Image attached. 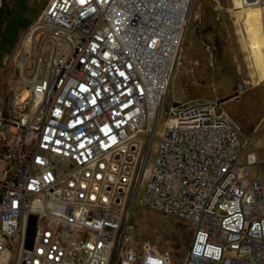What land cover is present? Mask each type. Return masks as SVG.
<instances>
[{"label": "built area", "instance_id": "obj_1", "mask_svg": "<svg viewBox=\"0 0 264 264\" xmlns=\"http://www.w3.org/2000/svg\"><path fill=\"white\" fill-rule=\"evenodd\" d=\"M196 1L50 0L19 37L0 95V264H174L136 243L140 189L192 228L183 264H264L254 138L218 100L164 118Z\"/></svg>", "mask_w": 264, "mask_h": 264}, {"label": "rangeland", "instance_id": "obj_2", "mask_svg": "<svg viewBox=\"0 0 264 264\" xmlns=\"http://www.w3.org/2000/svg\"><path fill=\"white\" fill-rule=\"evenodd\" d=\"M239 1H196L171 81L164 118L178 100H218L243 132L254 138L264 174V42L259 31L262 22H252L243 12L237 11ZM49 2L0 0V34L7 36L8 43L0 58V95L11 72V57L19 37L43 15ZM208 44H211L210 51ZM241 82L246 83L247 89L239 94V98L231 100L239 93ZM162 128L161 122L159 130ZM138 173L142 179V162ZM142 193L140 189L129 211L130 227L137 245L149 241L161 250L169 249L174 254V264H183L193 236L192 228L183 220L144 206Z\"/></svg>", "mask_w": 264, "mask_h": 264}, {"label": "bare ground", "instance_id": "obj_3", "mask_svg": "<svg viewBox=\"0 0 264 264\" xmlns=\"http://www.w3.org/2000/svg\"><path fill=\"white\" fill-rule=\"evenodd\" d=\"M236 9L239 12H243L250 21L256 22V21H261L262 23L260 24V37L261 40L264 42V5L261 6H250L246 5L243 0H240L239 2L236 3ZM264 52V49H263ZM27 94L25 93L24 96Z\"/></svg>", "mask_w": 264, "mask_h": 264}, {"label": "water", "instance_id": "obj_4", "mask_svg": "<svg viewBox=\"0 0 264 264\" xmlns=\"http://www.w3.org/2000/svg\"><path fill=\"white\" fill-rule=\"evenodd\" d=\"M36 223V217L35 216H31V218H30V227H29V229H28V235H29V237H28V239H27V246L28 247H32L33 246V239H32V235H33V231H34V224Z\"/></svg>", "mask_w": 264, "mask_h": 264}, {"label": "flooded vegetation", "instance_id": "obj_5", "mask_svg": "<svg viewBox=\"0 0 264 264\" xmlns=\"http://www.w3.org/2000/svg\"><path fill=\"white\" fill-rule=\"evenodd\" d=\"M7 46H8L7 36L0 34V58H2V56L4 55L3 53L5 52V49L7 48ZM5 59L6 60L4 61V63L6 64V62L8 61V56H6ZM2 64H3V61H2ZM0 67H1V63H0Z\"/></svg>", "mask_w": 264, "mask_h": 264}, {"label": "crops", "instance_id": "obj_6", "mask_svg": "<svg viewBox=\"0 0 264 264\" xmlns=\"http://www.w3.org/2000/svg\"><path fill=\"white\" fill-rule=\"evenodd\" d=\"M235 13H236V12H235ZM237 17H238V15H237ZM238 20H239V18H238ZM239 23H240V22H239ZM242 34H243V33H242ZM243 38H244V41L246 42V40H245V37H244V36H243ZM246 43H247V42H246ZM257 81H259V80H258V78H257ZM259 82H261V81H259ZM234 98H235V97L231 98V100H232V99H234ZM237 98H239V96H238V97H236L235 99H237ZM228 101H230V100H228ZM263 117H264V115H263ZM189 245H190V244H189Z\"/></svg>", "mask_w": 264, "mask_h": 264}, {"label": "trees", "instance_id": "obj_7", "mask_svg": "<svg viewBox=\"0 0 264 264\" xmlns=\"http://www.w3.org/2000/svg\"><path fill=\"white\" fill-rule=\"evenodd\" d=\"M238 93H236L234 96H236Z\"/></svg>", "mask_w": 264, "mask_h": 264}]
</instances>
